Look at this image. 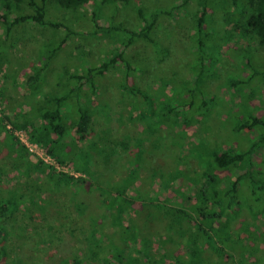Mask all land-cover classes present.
Returning a JSON list of instances; mask_svg holds the SVG:
<instances>
[{
    "label": "trees",
    "instance_id": "1",
    "mask_svg": "<svg viewBox=\"0 0 264 264\" xmlns=\"http://www.w3.org/2000/svg\"><path fill=\"white\" fill-rule=\"evenodd\" d=\"M190 2H196L198 8L192 11L190 28L184 36L187 44L182 45V62V55L172 54L168 44L156 42V19L141 7L135 5L141 20L134 26L126 24L124 18L111 19L108 25H103L98 12L93 10L92 34L102 31L107 35L110 56L105 54L100 63L82 66L80 71L62 65L55 83L58 87L49 92L42 90L44 76L52 69L49 62L72 33L66 25L67 18L57 16L60 20L53 21L46 17L49 8L76 11L86 4L92 7L97 4L99 8L114 0H0V23L6 34L11 28L27 24L68 30L58 42L52 40L41 45V62L30 64L31 73L25 82L30 95L37 94L44 102L38 110L48 124L44 128H30L34 125L33 117L26 112L12 111L2 117L10 126L6 130L12 138V130L30 129L31 137L48 144L50 155L61 162L65 158L72 160L75 168L83 171V178L61 172L56 175L52 170L46 171L45 177L50 185L53 180L60 182L61 179H65L62 182L66 185L79 188L83 183V193H86L83 205L76 204L75 208L79 213L83 211V218L87 217L90 222L86 238L89 245L104 246V250L108 247L122 262V254L143 236V226L131 215L138 212V207L144 209L148 218L168 216L174 223L171 227L180 229L186 256L177 264L202 263V256L208 251V264H264V257L255 254L264 247V102L259 107L252 105L251 94L242 92L254 79L264 81V67H259L255 49L256 45L264 48V0H180L183 5ZM169 7L176 8L173 2ZM161 11L171 14L170 10L161 8L158 12ZM184 11L188 13L187 9ZM132 44V51L124 52ZM148 44L152 51L141 54ZM232 46L239 50L235 55L238 62L232 67L247 74L227 71L230 106L221 94L209 92L207 81L217 77L220 55ZM0 49L1 54L4 49L1 40ZM115 67H121L115 84L126 94L133 120L121 115L116 122H111L110 113L117 109L100 86V79ZM67 107L75 111L70 121L64 117ZM105 108L108 113L104 114ZM99 119L114 123L117 129L123 124L136 128L133 137L115 140V145L121 146L120 155L125 161H108L117 153L116 147L108 149L103 144L109 152V158L104 159L90 143L93 133L100 139L114 136L111 125L102 129L95 127ZM52 133L62 138L55 139ZM66 135L68 141L60 142ZM12 140L21 152L23 144ZM94 140L101 144L98 139ZM41 166L45 165L39 162L36 168ZM222 169L229 173L220 174ZM150 181H157L167 192V199L174 200L175 204L168 206L146 199ZM86 182L93 185V192L85 190ZM11 198L12 195L0 198V242L6 231L3 221L17 207ZM244 199L250 202L246 211L251 220L241 216ZM92 204H98L100 211L93 210L89 206ZM100 252L90 250V256L95 259ZM132 253L127 258L130 261L137 256ZM4 254L0 243V259ZM49 263L81 264L79 259L70 257L60 263L50 259Z\"/></svg>",
    "mask_w": 264,
    "mask_h": 264
},
{
    "label": "rangeland",
    "instance_id": "2",
    "mask_svg": "<svg viewBox=\"0 0 264 264\" xmlns=\"http://www.w3.org/2000/svg\"><path fill=\"white\" fill-rule=\"evenodd\" d=\"M172 2L176 7L175 9L169 7ZM135 5L155 17L154 37L156 42L168 44L171 47V53L175 56L181 54L183 52L182 45L187 44L184 36L190 28L192 11L198 8L196 2L183 5L180 0H114V3L100 5L99 8V2L98 6L96 4L93 7L86 4L76 11L50 7L46 17L53 21L60 20L57 16L67 18L66 25L72 29V33L57 51L52 62H49L52 69L44 76L45 81L42 90L51 92L58 87L55 83L59 79L58 72L62 65H66L70 70L77 69L80 71L83 68L82 66L100 63L105 54L110 56L107 50L110 48L111 43L110 39L106 37L107 35L102 31L96 35L92 34L90 16L93 10L98 12L99 21L103 25H108L111 19L117 21L116 19L124 18L127 20L126 24L134 26L141 20ZM158 8L170 10L171 14H166L163 11L158 12ZM185 9L188 10V13H185ZM67 31L64 27L52 29L27 24L11 28L9 33L6 34L5 28L0 23V40L4 48V51L2 50L0 54V198H8L12 195L10 201L17 203V207H14L9 216L3 221L6 231L0 243L4 246L5 254L0 259V264H34V261H38L37 264H50V259L54 263H60L66 257L79 259L81 264H177L182 257L186 256L182 249V243L185 239L179 231L180 229L177 230L171 227L174 223L168 220V216L162 214L157 219L148 218L146 214L144 215V209L139 210L138 207V212L131 215L139 226H143L141 234L143 236L139 237V241L137 240L132 247L129 246L128 250L122 254V262L116 258V252L108 247L104 250V246L89 245L86 238L89 234L88 223L90 222L87 217L83 218V211L79 213L75 208L76 204L83 205V194H86L83 193V183L82 187L79 188L71 186V184L66 185L67 183L62 182L65 179H61L60 182L53 180L50 185L47 184L46 180L48 181V179L45 177L46 171L52 170L56 175L61 172L83 178L85 176L83 171L77 170L72 160L65 158L61 162L50 155L47 151L48 144L38 142L31 137L29 134L30 129L12 130L13 138L6 130L10 126L5 124L2 116L3 114L10 115L12 111L30 114L33 117L31 121L34 123L33 127L30 128H44L45 123L48 124L38 110V106L44 102H41L37 94L30 95L25 82L27 75L31 73L30 66L33 64L38 65L41 62V45L52 42V40L58 42ZM162 36L166 39L159 41ZM133 46L132 44L127 49L124 48V52H131ZM151 49L148 44L143 48L141 54H146ZM255 49L259 58L257 59L260 63L259 67H264V48L256 45ZM224 51L222 52L223 55H220L221 63L218 65L217 77L207 81V88L209 92L216 91L218 95L221 94V97L231 106L230 95L226 90L227 71L237 74L244 73V76L247 73L238 69L239 73L235 66L232 67L236 61L238 62L235 55L239 54V50H235L232 46L227 53H224ZM182 57L181 62L184 55ZM120 75L121 67H115L108 70L105 76L100 79V86L103 87L104 93L110 96L112 107L117 109L113 114L110 113L111 122H116L117 117L121 115H124L126 120H133L134 118L127 107L126 94H122L115 84L119 81ZM242 92L251 94V104L259 107L264 102V81L256 78ZM235 98L238 99L236 96ZM237 101L235 99V102ZM93 105L94 102L91 103L90 108ZM120 107H123V110ZM105 112L108 113L106 108L103 113L105 114ZM74 114L75 111L67 107L64 112L66 121H70V117H74ZM195 117L197 119V116ZM222 117H225V115ZM113 124L104 119L97 120L95 122L97 129L111 125L114 136L109 137L106 134L107 136L100 139L93 133L90 135L89 141L96 146V151L100 152L104 159L109 158V152L105 150L103 144H106L108 149L116 147L118 149L117 153L108 160L115 159L116 163L125 160L120 155L119 149L121 146L115 145V140L133 137L136 134V128L123 124L117 129ZM68 125V122H66V127ZM56 129L54 127V130ZM52 136L55 139L62 138L55 133H52ZM12 139L23 144L24 148L21 149V152L18 151L16 144L12 143ZM68 139L69 136L66 135V139L63 138L60 142L68 141ZM94 139H98L101 146ZM191 139L196 141L194 136ZM39 162L46 167L36 168ZM113 164L111 162L110 166L112 167ZM262 168L264 169V160ZM43 169L45 170L43 171ZM228 173L227 169L220 171V174ZM140 181L146 182L144 179ZM85 188L87 192H91L93 185L86 182ZM146 189V199L151 198L152 201L162 202L168 206L175 204L174 200L167 199V192L159 187L157 181L153 183L150 181ZM192 196L194 197V193H192ZM243 203L244 209L242 208L241 216L245 220H251L246 211V207L250 206V202L248 199H244ZM89 206L93 210L100 211L98 204ZM184 224L187 225L185 222ZM95 236L102 243L108 244V241H104L101 236ZM117 240L118 238L114 241L117 242ZM94 249L101 251L95 259L90 256V250ZM132 249L135 251H130ZM131 252H133V256L137 253L136 258L132 261L127 259ZM208 253L210 252L204 253L202 263L198 264H208ZM255 254L257 257H264V247L258 249ZM210 255L213 257L212 254Z\"/></svg>",
    "mask_w": 264,
    "mask_h": 264
},
{
    "label": "built area",
    "instance_id": "3",
    "mask_svg": "<svg viewBox=\"0 0 264 264\" xmlns=\"http://www.w3.org/2000/svg\"><path fill=\"white\" fill-rule=\"evenodd\" d=\"M19 132V131H18Z\"/></svg>",
    "mask_w": 264,
    "mask_h": 264
}]
</instances>
